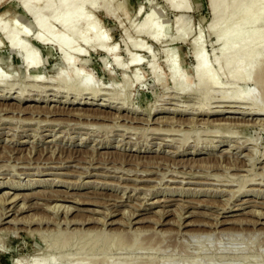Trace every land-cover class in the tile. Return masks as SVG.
<instances>
[{"label":"rangeland","instance_id":"374dc122","mask_svg":"<svg viewBox=\"0 0 264 264\" xmlns=\"http://www.w3.org/2000/svg\"><path fill=\"white\" fill-rule=\"evenodd\" d=\"M21 1L0 0V23L17 17L19 27L30 29L21 40L37 47L43 62L39 68H26L20 52L9 48L0 34V72L6 74L0 82V95H5L0 98V201L7 191L21 196L17 210L9 211L12 214L6 218L21 223L0 225V264H46L41 260L47 259V264H264V115L247 116L264 106V84L256 87L251 79L263 75L253 72L257 75L251 73L242 82L226 70L208 88L197 86L185 94L170 82L172 63L177 61L190 87L196 86L192 57L196 39L207 54L210 70L217 69L213 58L219 44L208 27L212 20L209 0H176L177 6L187 3L189 10L170 8L165 0H98L96 7H87L85 11L106 32L109 43L116 45L119 62L128 66L118 67L104 52L79 44L85 51L76 65L90 79L91 88L99 90L97 97L89 91L81 95L79 81L74 84L78 91L65 87L59 77L68 72L60 60L64 45L34 42L37 30ZM152 9L161 16L156 40L136 33ZM131 39L144 41L150 51L134 49ZM129 54L142 57L141 64L131 63ZM151 64L156 65L161 80L154 77ZM134 74L143 78L141 82H135ZM233 91L242 94L241 102L222 98ZM253 94L258 106L243 100ZM123 98L125 109L119 107ZM62 100L68 102H58ZM200 108L242 113L199 114ZM95 114L104 119L89 117ZM230 116H243L246 121L228 127L218 124L228 123ZM179 118L187 123L180 124ZM36 218L50 223L41 229L38 224L30 228L25 224ZM89 218L95 221L84 223ZM128 218L141 221L131 227L125 225ZM112 219L120 223L103 225ZM180 221L193 224L180 229ZM222 221L230 223L218 225ZM104 227L126 232L123 244L111 238L91 249L89 239L74 238L58 249L53 242L57 229ZM135 228L141 231L138 237L127 233Z\"/></svg>","mask_w":264,"mask_h":264},{"label":"bare ground","instance_id":"6f19581e","mask_svg":"<svg viewBox=\"0 0 264 264\" xmlns=\"http://www.w3.org/2000/svg\"><path fill=\"white\" fill-rule=\"evenodd\" d=\"M97 1L98 0H87V1L86 0H79V1L76 0L73 3H70V0H22L20 2V6H21L22 10L26 14L29 15V17L32 19L33 24L36 27L37 32L33 37L34 42H37V44H39V45L51 43L55 47H61L64 45V48L60 49L61 50L60 60L64 64L65 69H68V72H67V76L63 74L62 76L59 75V77H61L60 80L65 84V87L67 86V88L70 89L71 92H72L71 89H73V91H74V89H76L75 91H78V89L76 88L78 86V84L75 85L76 87L74 86V84L78 83V81H79L80 82L79 85L83 86L82 88L79 87L80 90L82 89L80 94L83 95L87 91H89V93L91 92L94 94L93 95L94 97L95 96L97 97L99 90L97 91L96 89L91 88L93 86H90V84H89L90 79H88L86 76H83L82 72L80 71V68H78L77 67L78 65H76L77 60H78V56H82V54H84V51H85L84 47L85 48L86 47L87 48L93 47L99 51L104 52L109 58H111V60H113L114 64L118 67H121V68H127L128 67V66L127 67L124 66V64H121V62H119V60L116 57V51H117V49L115 47L116 45L109 43V41H108L109 39L107 38L106 32H101V29L99 28V23L93 19V17L91 16V14H89L88 11L87 12L85 11V9L87 7H89V8L96 7ZM165 1L170 6V8H174V9L182 8L184 10H189L188 9L189 5H187V3H185L184 5H178L177 6L176 0H165ZM105 4H107V3H105ZM209 4H210V10H211V14H212V20L210 21L208 27H210L213 30L212 32H214L216 34V42H218V44H219L217 55H215L213 58V60H214L213 64L214 63L216 64L217 69L214 72L210 70V67H209L210 62H209V59L207 58V54H205L206 52L203 53L205 50L203 51V49H202L203 48L202 43H200L196 39L195 40L196 42L193 46V52H192V57H194L193 59L195 60L193 72H195V76L197 79L196 86L190 87L191 85L187 83L186 77L183 74H181V72L178 68V62L173 61V63H172L173 68H172L171 79H170L171 80L170 82H172V85H173L172 88H174L180 94L193 92L196 89H199L198 87H200V88L207 87L208 88L209 86L214 84L220 78V74H223L226 70L228 73L227 75H229L232 79L233 78H239V80L242 82L247 81L249 75L253 72H256L257 74L259 73L260 75L262 74L263 77H257L256 79L255 78H251V79H252V81L254 80L253 84L256 87H257L258 83L264 84L263 83L264 82V64H263L264 58L262 57V52L264 51V30L262 29V23H264V3H262L260 0H209ZM99 6L100 5H98V7ZM159 16H160V14H158L156 11H153V9H152V11L149 14L148 19L146 20V23L144 25H139L136 28V33L138 32L143 37L150 38L152 40H154V39L156 40L157 35L160 34L159 33L161 30L160 27H162L160 20H159ZM16 18H13V21L11 20L12 22H10V23L9 22H3L2 23V21H1V23H0V34L2 35V37H4L6 39V41H8L7 46L9 48H11L12 50L20 52V55L23 58L22 63L24 64V66L26 68H39L43 62L42 58L39 54L40 51L38 50L37 47H34L33 45H29L28 43L21 40L22 37H27L29 35L30 29L25 28V26L19 27V25H21V24L18 22V19H16ZM53 25H58L59 29H56V27H53ZM182 26L183 25H181V27ZM177 27H180L179 24ZM185 27H187V26H185ZM184 28H183V30H185ZM103 37H105V38H103ZM199 40L201 41L202 39L200 38ZM130 41H131V46L134 49L135 48L141 49L142 51H145V52L150 51L149 48L146 47L145 44H143L144 41L137 40V39H133V40L131 39ZM79 44H82L84 47L79 48L78 47ZM126 46H128V44ZM127 51H128V49H127ZM129 55H130V62L131 63L136 64V65L141 64V60H142L141 58L142 57L141 58L136 57V56H138L136 54H134L135 56L132 54H129ZM263 55H264V53H263ZM169 60H170V58H169ZM128 64H130V63H128ZM155 66L156 65L151 64L150 69L152 70L154 77L157 78L158 80H161L159 72H157ZM0 71H2V70H0ZM256 73H253V74H256ZM5 75L6 74L4 72H3V74H2V72H0V82L6 80ZM256 75H255V77H256ZM10 76H14V75H10ZM133 76L135 78V82L136 81L141 82V80L143 79L142 77H139L137 74H134ZM7 77H8V75H7ZM42 79L40 78L39 80L42 81ZM81 82H83L84 85L81 84ZM124 84H127V80H125ZM262 87H264V86H262ZM202 90H204V89H202ZM122 91H123V87H122ZM83 92H85V93H83ZM75 93H77V92H75ZM81 95H79V96H81ZM221 96L225 100L228 99L226 101L224 100L225 102L231 101V102H237L238 103V101L241 102V99H242V94H239V92H237V91H235V92L233 91L232 94L221 95ZM263 96H264V91H263ZM4 97H5V95H2V94L0 95V98L5 99ZM21 97H23V96L19 95V97L17 98L18 101H21L23 99ZM255 97L256 96L254 94L251 96L246 95L245 97H243V100H247V102L249 101L250 104H252L254 106H258V104H257L258 102H256ZM115 98H117V97H115ZM78 99L82 100L81 97ZM89 99L94 100L95 98H89ZM256 99H258V98H256ZM43 101H45V100H42V102ZM50 101H57V100L50 99ZM122 101L123 102L120 103L122 105L119 107H121V109L127 108L126 107V101L124 98ZM58 102L67 103L68 101L62 100V101H58ZM74 102L75 101L72 100L70 104H73ZM81 103L82 102H79L77 104H81ZM261 103H264V102H261ZM83 104L95 105L96 103L94 101L93 102L92 101H90V102L84 101ZM96 105L109 107V104L100 103V104H96ZM33 106L36 107V105H33ZM119 107L117 109H120ZM221 107H225V106H221ZM226 107H229V106H226ZM230 107H235V106L231 105ZM258 107H257V109H255L252 112L251 111L247 112V116L248 115H257V116L264 115V106H262V104H261V106L259 108ZM37 109H39V107ZM88 109H90V108H88ZM93 110L97 111V109H93ZM23 111H24V109H23ZM99 111L100 110H98V112ZM197 111L199 114H201V113L202 114H212L215 112L216 113H222L223 111L229 112V113H242V112H239V111L233 110V109L232 110H223L222 109V110H215L212 112V111H208L206 109L200 108V109H197ZM98 112H95V113H98ZM80 115H82V114H80ZM245 115H246V113H245ZM85 116H86V114H85ZM116 116L118 117V115H116ZM121 116H119V117L121 118ZM89 117L104 119L103 116H100L97 114H95L94 116L89 115ZM126 118H127V116H126ZM227 118H228V123H225V124L224 123H218V124H222V125H225L226 127H228V125H230V126L231 125H239V124H237L238 122H245L246 121L245 117H243V116L240 118L235 117V116H230ZM232 120H234V121H232ZM178 121L180 122V124L181 123L182 124L187 123V121L184 118H179ZM196 121H197L196 118L195 119L192 118V122H196ZM190 122L191 121L189 120L188 123H190ZM210 122H211V120H210ZM234 122H237V123H234ZM240 125H242V124H240ZM216 127H217V124H216ZM227 133H224L222 135H224V137H227V138L233 137V135L231 136L230 134H227ZM240 146H242V145H240ZM194 153H197V152H194ZM149 173H146V175ZM175 175H177V174H175ZM247 179H249V178H247ZM141 181H150V180H141ZM166 181L171 182L173 180H166ZM240 183H241V181H240ZM243 189H245V188H243ZM9 193H11V192H8V191L4 192V199H2L0 201V225L3 223H10L12 225L15 224V226H16V224L21 223V221L16 220L15 218L14 219L11 218L9 220H6V218L8 216H10L13 212H15V210H17V209H15V207L17 205L18 200L21 199V196L19 194H14L12 192L11 194H14V195H13V197H11V195H9ZM247 201H250V200H246V201H244V203H246ZM6 205L10 206L9 207L10 209L9 210L7 209L8 211L6 210V208H7ZM22 207H24V206H22ZM59 207H61V206H59ZM9 211H12V213L8 214ZM111 214L112 213H109L108 217L111 216ZM106 215H107V213H106ZM260 215H261V213H260ZM37 218L32 219V220H28L27 222H25V224H27L28 227L31 225H34V224H38L40 226V229H41L42 224H47L49 222V221L41 220V219L37 220ZM131 219L132 218H130V219L128 218V222L125 225L131 226L132 224L139 223L141 221L138 219V220H135L133 222ZM181 219H182V217H181ZM107 220L104 221V223H103L104 226L109 225V224L120 223V222L113 220V219L110 221H107ZM89 221L93 222L95 220L93 218H89L87 220L84 219V223H87ZM66 223L75 224L74 221H69V220ZM78 223H79V221L76 224H78ZM84 223H82V224H84ZM225 223H230V222L222 221V222H219L218 225H223ZM192 224L193 223H191V222L184 223L182 221L180 224L181 225L180 229H182L183 227H188ZM257 224H259V222ZM1 229L2 228H0V230ZM4 229L6 231V228H4ZM7 229H8V227H7ZM37 230L39 232V229H37ZM37 230H34V232ZM45 230H44V232H47ZM67 230H66V232H62L61 230L58 231V229L56 230L57 232L55 233L53 242L56 244V246L58 245V249H60L61 246L62 247L66 246V244L69 245L70 243H68V242L74 238L77 240H83L86 238L89 239V241L88 240L87 241L89 243H92V246H90L89 248L92 247L91 249H93V245L98 244L99 241H106L107 242L108 240L110 241L111 238H115L116 239V240L114 239L115 241L121 242L122 237L126 233L125 232L123 234V232H114V230H111V229L106 230L105 227L100 228L98 230L97 229L94 230V229H90V228H87L84 230L78 229V230H73V231H67ZM27 231H29V230H27ZM31 231H33V230H31ZM42 232H43V230H42ZM139 232H141V231L140 230L138 231L136 228H135L134 232H132V233L127 231V233H129L131 235L133 234V236L135 235L136 237H138L137 234H140ZM30 233H32V232H30ZM42 236H44V235H42ZM135 240H136V238H135ZM54 243H52L51 245H53L55 247ZM108 243H110V242H108ZM115 244L119 245V243H116V242H115ZM121 244H123V241L121 242ZM124 244H125V242H124ZM79 245H81V244H79ZM106 246H107V244H106ZM128 247H130V246L128 245ZM103 248L104 247L102 246V249ZM55 249H56V247H55ZM65 249H67V248H65ZM73 249H74V247H73ZM99 249H101V247ZM61 250H63V249L61 248ZM64 252H65V250H64ZM64 252L62 253V258H63ZM85 252H83V253H85ZM59 254L61 255V252H59L58 255ZM53 255H54V253H53ZM48 256L49 255H47V257ZM66 257L67 258L70 257V259L72 258L71 256H66ZM52 259H54V258H51V260ZM47 260L46 261L41 260V261H42V263L43 262L48 263ZM37 261H40V260H37ZM100 261H102V259H100ZM94 262H96V261H94ZM14 263L18 264L19 262L15 261ZM33 263H35V261ZM117 263L118 262H116V264ZM120 263H122V262H119V264ZM101 264H109V263L106 261H103V262H101ZM124 264H125V262H124Z\"/></svg>","mask_w":264,"mask_h":264}]
</instances>
